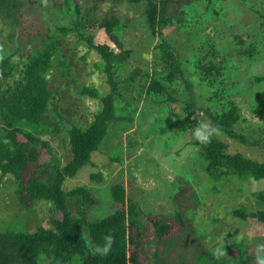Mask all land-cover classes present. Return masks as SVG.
<instances>
[{"label":"rangeland","instance_id":"1","mask_svg":"<svg viewBox=\"0 0 264 264\" xmlns=\"http://www.w3.org/2000/svg\"><path fill=\"white\" fill-rule=\"evenodd\" d=\"M22 1L26 6L17 14L16 27L0 19V59L14 53L12 60L19 64V69L46 41H58L59 54L47 77L50 94L47 116L51 127L41 137L49 142L60 165H64L71 156L69 125L86 126L99 107L97 100L82 96L80 88L95 87L105 93L108 85L102 71L96 68L100 57L73 34L63 36L57 29L68 18L45 0ZM78 1L82 14L91 21L84 32L95 44H107L118 52L100 23L107 20L118 24L124 49L130 50V54L113 66L121 94L115 102V113L118 117L125 116L130 109L135 113L130 114L131 122L109 124L106 137L91 154L90 164L96 169L90 165L83 167L76 177L63 184L64 190L80 183L88 186L90 174L100 171L102 175L100 183L89 186L96 204L70 198L71 213L80 217L85 212L90 221L111 215L120 208L110 192L111 186L119 183L137 205L144 225L161 215L172 223L170 234L162 241L150 242L141 248V263L154 264L151 255L157 253L158 264H193L198 252L210 251L218 264H224L243 243L256 252V244L264 239V225L254 219L234 218L231 211L257 209L259 205L252 195L264 189V180L242 182L230 177L213 182L202 169L198 150L191 144L193 128L185 133L176 127L163 129L183 117V104L189 94L182 81L176 80L157 97L165 100V93H169L175 99L173 103L160 104L157 98L145 94L149 77H161L167 68L154 50L159 39L148 34L145 4ZM185 13L182 25L169 23L161 33L179 55L184 77L192 85L191 95L199 107L213 111L222 110L229 101L234 102L241 115L234 130L251 141H260V145H243L222 133H217L216 138L228 145V153L264 162V122L258 117L264 111V81L254 80V75L264 74V0H192ZM135 72L139 74L135 81L127 83L125 80ZM196 119L199 123L208 122L202 113ZM49 157L43 150L42 164L49 163ZM178 176L187 179L197 195L198 205L186 214L195 230H183L174 222L177 212L182 211L171 199L177 191ZM8 178H0V232L31 233L37 225L49 227L52 205L20 206L14 179L10 175ZM83 232L87 236L86 228ZM196 250L199 251L196 253ZM66 264H81V260L74 257Z\"/></svg>","mask_w":264,"mask_h":264},{"label":"trees","instance_id":"2","mask_svg":"<svg viewBox=\"0 0 264 264\" xmlns=\"http://www.w3.org/2000/svg\"><path fill=\"white\" fill-rule=\"evenodd\" d=\"M45 1L50 3L52 9L68 18L64 25L57 27L61 35L73 34L80 43L100 57L101 61L96 68L104 74L108 91L101 93L97 88L89 86L80 88V94L97 100L99 107L86 126L81 127L76 123L69 125L67 135L71 156L64 165H60L49 142L41 137L51 127L47 116L50 99L47 77L59 54L58 41H46L42 48L32 52L19 69V64L12 60L14 53H8L0 59V178L9 179V175L13 177L20 206L30 208L38 203H49L53 210L49 227L37 225L31 233L0 232V264H66L74 257H79L81 264H144L140 262L141 248L147 243L162 241L171 232L172 223L166 222L165 216L154 217L149 225H144L140 220L137 205L129 198L126 188L119 183L111 186L112 199L120 206L111 215L95 221L88 220L85 212H82L80 217L74 216L71 213L70 198L78 197L88 205L96 204L97 200L90 192L89 186L93 182L102 181L100 171L90 174L88 186L80 183L68 190L63 189L66 180L74 178L81 168L88 165L95 167L90 164L91 154L98 150L106 137L109 124L114 121L132 120L130 114L135 113L132 109L122 117L115 113V102L121 98V94L113 72L114 63L127 59L130 50L124 49L118 24L114 21L110 23L103 20L100 26L105 29L109 41L118 52H114L107 44H95L93 38L84 32L86 25L91 24V21L82 14L78 0ZM89 1L145 4L144 17L148 34L159 39L154 50L158 58L167 64L163 76L149 77L144 88L145 94L157 98L176 80L182 81L185 91L189 94L183 104V117L175 119L166 129L163 128L164 130L176 127L181 133H185L199 124L196 117L202 113L208 122L218 129V133L243 145H260V141H251L244 134L234 130L241 118L240 110L234 102L229 101L220 111L203 109L197 105L191 95L192 85L184 77L179 55L162 36V29L169 23L182 25L185 22V10L192 0ZM25 6L26 3L22 0H0V19L11 27H16L17 14ZM61 64L68 68L65 62ZM138 75L135 72L125 81L134 82ZM254 80L256 83L264 81V74L254 75ZM165 94L166 99L157 98L158 103L175 101L171 94ZM258 117L264 122V111H260ZM191 144L198 150L202 169L213 182H223L230 177H237L242 182L248 179L264 180V162L239 153H228V145L218 140L216 135L206 145H201L194 138ZM43 150L50 155L49 163L41 162ZM176 182L177 191L171 199L176 207L179 206L184 211L177 212L174 222L179 228H184L183 230H195L186 214L198 205L197 195L187 179L178 176ZM252 197L259 207H263L255 210L236 208L231 214L242 221L254 219L264 225V189L255 192ZM84 228L87 229V236L83 232ZM108 234L114 238L111 250L107 255L96 254L93 251L94 246L102 245L105 235ZM149 238L151 240H146ZM196 246L199 248L198 242ZM261 246H264V239L256 244V252L250 250L251 246L243 243L230 259L223 262L258 264L257 257L264 256V247ZM198 251L196 250V253ZM151 257L155 260L154 264H158L157 253H153ZM193 264L218 263L210 251H204L198 252Z\"/></svg>","mask_w":264,"mask_h":264},{"label":"clouds","instance_id":"3","mask_svg":"<svg viewBox=\"0 0 264 264\" xmlns=\"http://www.w3.org/2000/svg\"><path fill=\"white\" fill-rule=\"evenodd\" d=\"M218 133V129L210 122L202 121L192 129L193 138L201 145L211 142L214 135ZM114 238L111 234L105 235L102 245H95L93 251L96 254L107 255L111 250ZM264 247V246H261ZM258 264H264V256H258Z\"/></svg>","mask_w":264,"mask_h":264},{"label":"crops","instance_id":"4","mask_svg":"<svg viewBox=\"0 0 264 264\" xmlns=\"http://www.w3.org/2000/svg\"><path fill=\"white\" fill-rule=\"evenodd\" d=\"M86 167V166H85ZM82 169V168H81ZM84 170H85V168H84ZM77 175H78V173H77ZM76 177V176H75Z\"/></svg>","mask_w":264,"mask_h":264}]
</instances>
